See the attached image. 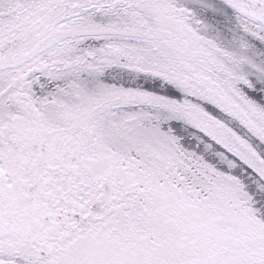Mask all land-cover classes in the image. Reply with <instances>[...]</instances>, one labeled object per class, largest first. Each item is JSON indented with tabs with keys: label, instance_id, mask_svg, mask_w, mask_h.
I'll return each mask as SVG.
<instances>
[{
	"label": "snow or ice",
	"instance_id": "1",
	"mask_svg": "<svg viewBox=\"0 0 264 264\" xmlns=\"http://www.w3.org/2000/svg\"><path fill=\"white\" fill-rule=\"evenodd\" d=\"M0 264H264V0H0Z\"/></svg>",
	"mask_w": 264,
	"mask_h": 264
}]
</instances>
